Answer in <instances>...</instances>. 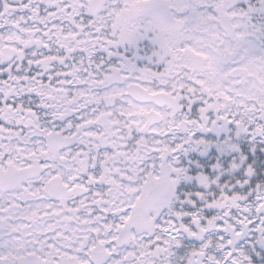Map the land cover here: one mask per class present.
Segmentation results:
<instances>
[{"label": "snow or ice", "instance_id": "snow-or-ice-1", "mask_svg": "<svg viewBox=\"0 0 264 264\" xmlns=\"http://www.w3.org/2000/svg\"><path fill=\"white\" fill-rule=\"evenodd\" d=\"M0 264H264V0H0Z\"/></svg>", "mask_w": 264, "mask_h": 264}]
</instances>
